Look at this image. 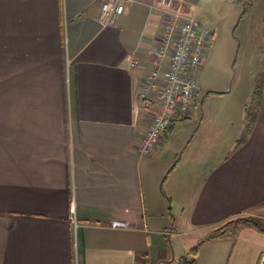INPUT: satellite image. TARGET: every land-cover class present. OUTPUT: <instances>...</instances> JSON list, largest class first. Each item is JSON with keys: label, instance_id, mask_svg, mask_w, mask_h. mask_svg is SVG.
I'll use <instances>...</instances> for the list:
<instances>
[{"label": "crops", "instance_id": "obj_1", "mask_svg": "<svg viewBox=\"0 0 264 264\" xmlns=\"http://www.w3.org/2000/svg\"><path fill=\"white\" fill-rule=\"evenodd\" d=\"M105 1L0 0V264H261L264 231L207 237L264 216V90L252 131L246 119L245 139L218 160L215 138L202 136L186 159H162L175 125L196 122L199 92L156 153L141 155L161 107L157 90L139 94L163 12L158 0H113L125 11L105 25ZM261 36L245 117L264 73V22ZM159 164L165 196L154 190Z\"/></svg>", "mask_w": 264, "mask_h": 264}, {"label": "rangeland", "instance_id": "obj_2", "mask_svg": "<svg viewBox=\"0 0 264 264\" xmlns=\"http://www.w3.org/2000/svg\"><path fill=\"white\" fill-rule=\"evenodd\" d=\"M188 10L204 25L215 30L207 45L203 65L196 69L199 85V116L196 122L177 123L168 133L165 153L167 160L186 159L192 146L202 136L215 138V159L228 154L245 137V105L250 100L249 90L260 71L259 51L264 0H188ZM194 5V7H193ZM190 144L185 147L192 137ZM205 132V133H203ZM238 139H240L238 141ZM154 190L165 196L168 184L157 182L162 165L154 170ZM262 217V216H261Z\"/></svg>", "mask_w": 264, "mask_h": 264}, {"label": "built area", "instance_id": "obj_3", "mask_svg": "<svg viewBox=\"0 0 264 264\" xmlns=\"http://www.w3.org/2000/svg\"><path fill=\"white\" fill-rule=\"evenodd\" d=\"M158 3L163 21L155 51V68L144 77L139 96L146 99L157 90L161 107L153 112L138 144L137 150L144 156L155 154L171 123L191 111L199 91L195 71L203 65L207 44L215 35V30L189 12L188 0H158ZM124 11V3L105 1L100 19L105 25L114 24ZM131 65L139 66V61L133 60ZM261 218L264 222V216ZM111 225L126 227L128 223L114 220ZM261 264H264V252Z\"/></svg>", "mask_w": 264, "mask_h": 264}, {"label": "trees", "instance_id": "obj_4", "mask_svg": "<svg viewBox=\"0 0 264 264\" xmlns=\"http://www.w3.org/2000/svg\"><path fill=\"white\" fill-rule=\"evenodd\" d=\"M263 90H264V73L259 74L257 76L253 96L246 108V117H247L246 136L252 131L255 122L258 118L259 110L262 103ZM245 137L241 139V141L244 140ZM248 227L264 231V223L261 219H256L254 217H240L233 219L225 223L223 226L213 230L208 235L207 238H221V237L230 236L233 233H235L237 230ZM197 251H198V246L192 250L194 254Z\"/></svg>", "mask_w": 264, "mask_h": 264}]
</instances>
